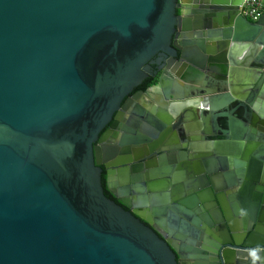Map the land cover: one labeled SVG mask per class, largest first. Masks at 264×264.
<instances>
[{"label": "water", "instance_id": "water-1", "mask_svg": "<svg viewBox=\"0 0 264 264\" xmlns=\"http://www.w3.org/2000/svg\"><path fill=\"white\" fill-rule=\"evenodd\" d=\"M0 264H264V16L0 0Z\"/></svg>", "mask_w": 264, "mask_h": 264}, {"label": "built area", "instance_id": "built-area-1", "mask_svg": "<svg viewBox=\"0 0 264 264\" xmlns=\"http://www.w3.org/2000/svg\"><path fill=\"white\" fill-rule=\"evenodd\" d=\"M244 14L252 21L264 16V0H244Z\"/></svg>", "mask_w": 264, "mask_h": 264}, {"label": "trees", "instance_id": "trees-1", "mask_svg": "<svg viewBox=\"0 0 264 264\" xmlns=\"http://www.w3.org/2000/svg\"><path fill=\"white\" fill-rule=\"evenodd\" d=\"M157 81V78L156 77H150L146 80V82L144 83V85H141L139 86L140 88H143V89H146L149 85L155 83ZM103 183H104V186L106 188V192L109 196H112V193L107 189V184H106V177H105V174H103Z\"/></svg>", "mask_w": 264, "mask_h": 264}, {"label": "flooded vegetation", "instance_id": "flooded-vegetation-1", "mask_svg": "<svg viewBox=\"0 0 264 264\" xmlns=\"http://www.w3.org/2000/svg\"><path fill=\"white\" fill-rule=\"evenodd\" d=\"M250 19V18H249ZM157 58V57H156ZM154 66H156L155 64H154ZM150 77H153L151 74H149L145 79H144V81L139 85V86H141V85H144V83L146 82V80L148 79V78H150ZM157 78V77H156ZM158 80V79H157ZM157 82V81H156ZM155 82V83H156ZM154 84V83H153ZM153 84H151V85H153ZM151 85H149L146 89H148ZM139 86H137L132 92H131V94L129 95V96H132L136 91H138V90H140V89H143V88H140ZM146 89H144V90H146ZM103 174H105V177H106V180H107V172H106V169L104 170V173Z\"/></svg>", "mask_w": 264, "mask_h": 264}, {"label": "crops", "instance_id": "crops-1", "mask_svg": "<svg viewBox=\"0 0 264 264\" xmlns=\"http://www.w3.org/2000/svg\"><path fill=\"white\" fill-rule=\"evenodd\" d=\"M250 20H251V19H250ZM146 98H147V97H146ZM257 98H258V97H257ZM147 99L150 100L151 98L148 97ZM151 100H153V99H151Z\"/></svg>", "mask_w": 264, "mask_h": 264}]
</instances>
